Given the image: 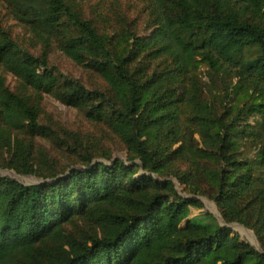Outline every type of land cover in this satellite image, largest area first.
Masks as SVG:
<instances>
[{"label":"trees","instance_id":"16d2710c","mask_svg":"<svg viewBox=\"0 0 264 264\" xmlns=\"http://www.w3.org/2000/svg\"><path fill=\"white\" fill-rule=\"evenodd\" d=\"M149 2L141 36L102 31L72 0H10L95 81L63 73L49 45L22 49L0 23V68L19 80L12 89L0 71V168L40 178L0 173V264H264V0ZM43 94L111 133L127 159L98 160L110 157L103 136L44 125ZM38 136L59 139L69 162L35 159Z\"/></svg>","mask_w":264,"mask_h":264},{"label":"rangeland","instance_id":"374dc122","mask_svg":"<svg viewBox=\"0 0 264 264\" xmlns=\"http://www.w3.org/2000/svg\"><path fill=\"white\" fill-rule=\"evenodd\" d=\"M72 2L80 8L83 14L88 17L91 16L102 31L112 32L119 25H125L128 28L134 27L141 36L151 35L153 28L150 23L151 5L149 0H72ZM0 23L5 30H8L12 37L18 40L19 46L22 49L27 48L35 54H39L43 50L48 51L49 45L50 49L48 52L50 60L63 73L82 77L83 82L89 87L91 86V82L95 81L90 71L84 70L80 65L76 64L61 52L58 48L57 41L53 37L47 36L41 30L32 29L17 20L12 13L10 0H0ZM0 71L4 75L7 85L12 89H16L19 84L18 78L5 67H1ZM41 117L42 122L45 123L44 125L48 126L51 130L52 128L56 130L60 136H63L65 130H71L74 134L86 138L92 137L97 139L99 136H103L101 144L104 149L109 150L107 152H110V157L99 158L98 160L110 162L115 157L124 160L127 159L126 154L128 150L111 133L107 130H105L106 132L99 130L86 120L77 108L61 102L51 94H43ZM36 141L39 147H35L34 158L38 161L46 160L49 156V163L53 161H62L64 164L69 162L67 161L69 158L66 152L67 148L63 144L58 145L59 139L48 140L38 136ZM0 173L10 174L23 183H36L40 180L37 176L19 174L8 168H0ZM172 179L176 189L182 195H191L186 189V183L180 182L176 178ZM196 197L201 200L203 209L212 213L220 223L226 224L237 231L242 239L250 242L254 246H259L257 237L251 229L236 221L228 222L225 219L220 211L219 202L205 195H196Z\"/></svg>","mask_w":264,"mask_h":264},{"label":"bare ground","instance_id":"6f19581e","mask_svg":"<svg viewBox=\"0 0 264 264\" xmlns=\"http://www.w3.org/2000/svg\"><path fill=\"white\" fill-rule=\"evenodd\" d=\"M256 240V239H255Z\"/></svg>","mask_w":264,"mask_h":264}]
</instances>
